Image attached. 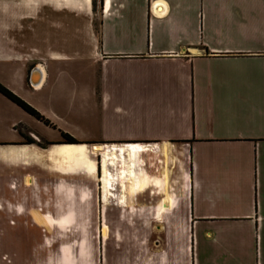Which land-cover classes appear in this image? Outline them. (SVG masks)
<instances>
[{"label":"crops","instance_id":"obj_1","mask_svg":"<svg viewBox=\"0 0 264 264\" xmlns=\"http://www.w3.org/2000/svg\"><path fill=\"white\" fill-rule=\"evenodd\" d=\"M0 85V264H264V0H0Z\"/></svg>","mask_w":264,"mask_h":264},{"label":"rangeland","instance_id":"obj_2","mask_svg":"<svg viewBox=\"0 0 264 264\" xmlns=\"http://www.w3.org/2000/svg\"><path fill=\"white\" fill-rule=\"evenodd\" d=\"M84 185L83 187L88 189V184ZM82 208L85 215L82 222L87 227L54 230L48 236H50L51 243L54 240L56 244L49 247L42 246L40 249L43 252L42 258L36 256L37 258L34 259L35 264H95V256L98 255L101 258L96 264H120L122 260L120 256L123 252L120 241L123 236L127 237L128 234L121 231L120 234L114 235V230H104L105 233L102 232L103 230H99V234L95 233L96 230H91L88 227V201L82 205ZM112 237L113 240L114 238L117 240L114 245L112 244Z\"/></svg>","mask_w":264,"mask_h":264},{"label":"trees","instance_id":"obj_3","mask_svg":"<svg viewBox=\"0 0 264 264\" xmlns=\"http://www.w3.org/2000/svg\"><path fill=\"white\" fill-rule=\"evenodd\" d=\"M0 94L6 97L11 102L15 103L17 106H19L21 109H23L25 112H27L29 115L35 117L36 119L42 120L43 118L32 108H30L28 105H26L24 102H22L19 98L14 96L12 93H10L8 90H6L3 86L0 85ZM65 143H76L75 140L70 138L67 135H63ZM27 143H32V140L27 139Z\"/></svg>","mask_w":264,"mask_h":264}]
</instances>
